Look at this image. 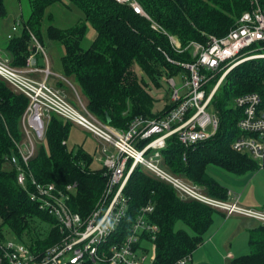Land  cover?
<instances>
[{"label":"trees","instance_id":"trees-1","mask_svg":"<svg viewBox=\"0 0 264 264\" xmlns=\"http://www.w3.org/2000/svg\"><path fill=\"white\" fill-rule=\"evenodd\" d=\"M27 2L30 12L8 37L5 60L15 68L28 67L35 50L32 36L43 46L45 41L61 46L62 76L86 98L91 113L105 123L108 115V124L121 130L136 117L157 118L176 105L177 101H170L159 112L152 110L149 85L159 87L162 76L189 74L181 63L197 59L190 44L204 45L210 35L224 36L251 8L250 0H138L158 25L155 30L150 20L114 0ZM56 3L71 13L68 26L56 24L52 13L46 12ZM5 15L4 0H0V17ZM89 27L95 30L91 41L86 38ZM170 36L180 42L179 50L173 47ZM220 75L209 80L206 91ZM247 92H264V58L243 61L225 74L208 107L218 119L215 133L188 147L175 134L169 136L166 146L160 149L163 165L171 173L204 187L207 194L229 199L228 189L208 173V165L236 176L264 168L247 153L231 147L240 135L236 126L240 112L234 108V98ZM27 104L25 95L13 91L0 78V218L2 232H11L17 239L41 248L57 239L55 220L29 200L16 181L17 170L8 162L17 154L22 139L21 118ZM72 125L52 113L43 139L48 152L42 141L29 168L38 182L58 187L75 184L68 205L85 216L97 204L105 176L103 167L91 166L94 155L82 146H67ZM148 140H142L139 146ZM125 194L131 217L141 206H153L150 220L159 227L155 264H171L192 253L202 243L214 216L227 215L197 200L179 197L170 184L140 166L132 171ZM38 221L47 225L46 231L37 227ZM248 246V252L234 257L231 264H264V224L260 221L248 230Z\"/></svg>","mask_w":264,"mask_h":264},{"label":"built area","instance_id":"built-area-1","mask_svg":"<svg viewBox=\"0 0 264 264\" xmlns=\"http://www.w3.org/2000/svg\"><path fill=\"white\" fill-rule=\"evenodd\" d=\"M114 1L130 7L150 20L153 29H159L138 0ZM250 5L238 24L224 36L210 35L204 45L190 44L197 59L194 63H181L189 70V74L181 75L182 91L175 88V81L169 78L174 87L171 101H177L176 105L157 118L136 117L125 130L100 121L71 86L80 106L76 108L61 90L48 84L50 71L47 68L43 71L45 78L36 80L0 58V78L28 99L21 118L22 138L26 144L18 143L17 154L10 156L8 162L17 170L18 185L39 210L55 220L53 227L57 230V239L40 248L36 243L30 245L7 236L2 232L0 219V264H155L159 227L150 220L153 206H141L132 217L128 213L129 198L125 187L137 166L170 184L181 198L194 199L225 211L227 215H243L264 224V211L242 206L237 196L224 200L205 193L198 185L171 173L163 165L160 154L166 139L173 134L186 147L213 135L218 119L208 107L223 77L237 64L264 56L259 52L264 49V0H250ZM12 30H16L15 25ZM31 38L34 51L46 57L43 45L34 36ZM169 38L179 50L180 42L175 37ZM34 60L31 56L30 63ZM217 73L221 75L206 91L205 85ZM234 108L240 112L236 123L240 135L231 147L247 153L263 167L264 92L236 96ZM52 113L82 128L100 144V157L94 160L104 169L105 184L97 204L85 216L72 211L68 205L75 184L58 187L55 183L38 182L29 168ZM146 139L149 140L139 146ZM150 152L151 157H147ZM191 255L179 257L171 264H191Z\"/></svg>","mask_w":264,"mask_h":264},{"label":"rangeland","instance_id":"rangeland-1","mask_svg":"<svg viewBox=\"0 0 264 264\" xmlns=\"http://www.w3.org/2000/svg\"><path fill=\"white\" fill-rule=\"evenodd\" d=\"M4 4L6 8V15L4 17H0V58L1 59H6V57H8V53L5 51V45L8 40L9 34L12 35V33H15V31H12V27L15 25L18 28L20 19L26 18L30 12L27 0H4ZM46 12L52 13L53 18L56 24L58 25L68 26L71 23V20H72L71 13L65 10V8L59 3L53 4L52 6L48 7ZM76 14L81 16V12L79 10L76 11ZM16 20L17 22L15 23ZM43 47L45 50L46 57H44L40 53H36L34 50L32 53V57L35 60L37 59L36 62L39 68L46 67L45 60H48V65L52 71V74L50 75L47 81L48 84L50 86H54L55 88H58L59 90H61L64 93V95L67 97V99L71 101V103H73L76 108H80L78 99H76L75 93L71 87L73 86V84L62 76H61L62 78H60V75H61L60 56L62 54L61 46L57 44H53V43L48 44L45 41ZM259 52L264 53V49L260 50ZM257 58H264V56H260ZM32 65L33 64L30 63L28 67L20 69V70H22L25 73L30 74L36 80H43L44 73L39 72V71L38 72L34 71L33 70L34 66ZM169 78L170 77L162 76L160 78L159 87L149 85L150 93H151L150 95L153 101L152 110H154L155 112H159L172 99L171 95H172L174 87H172L171 84L169 83ZM172 78L175 81V85H176L175 88H178L180 91H182L181 87H182L183 82L181 80V77L174 76ZM75 89L78 95L80 96V98L82 99L83 103L86 104L87 102L86 98L80 93V91L76 87ZM233 105H234V102H233ZM18 143L21 145L26 144L23 138ZM41 144L43 145L44 150L48 152V145L46 141L44 140ZM67 146L69 148H77L78 146H82L87 152L94 155L95 158L100 157L99 150H98L100 147V144L96 141V139L92 135L82 130L78 126L72 125L68 139H67ZM37 149H36L35 154L37 153ZM151 154L152 152H150L146 156L151 157ZM100 165L101 164L97 161H94L91 164L92 167H98ZM36 225L42 231L47 230V225L42 223L41 221L36 222ZM6 234L7 236L15 237V235H11V232L9 233L7 232ZM247 251L248 250H245L243 252H247Z\"/></svg>","mask_w":264,"mask_h":264},{"label":"crops","instance_id":"crops-1","mask_svg":"<svg viewBox=\"0 0 264 264\" xmlns=\"http://www.w3.org/2000/svg\"><path fill=\"white\" fill-rule=\"evenodd\" d=\"M86 36L87 40L91 41L95 37V30L89 27ZM47 43L51 44L49 41ZM36 61L37 59L32 65L34 66L33 70L44 73L43 71L47 68L50 71L47 77L48 81L52 74L48 60H45L46 67L44 68H39ZM61 76L62 74L60 78L63 77ZM43 78H45V74ZM207 171L218 182L226 186L229 199L237 196L239 197L238 202L242 206L264 211V168L236 176L210 164L207 166ZM198 187L207 193L204 187L199 185ZM257 223L258 220L254 218L238 214L222 216L220 213L215 215L213 224L205 233L202 243L192 251L191 264H231L234 257L248 252H243L249 250L248 230Z\"/></svg>","mask_w":264,"mask_h":264},{"label":"water","instance_id":"water-1","mask_svg":"<svg viewBox=\"0 0 264 264\" xmlns=\"http://www.w3.org/2000/svg\"><path fill=\"white\" fill-rule=\"evenodd\" d=\"M110 121L109 116L106 115V122L108 123Z\"/></svg>","mask_w":264,"mask_h":264}]
</instances>
